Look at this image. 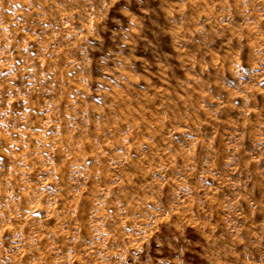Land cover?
Returning <instances> with one entry per match:
<instances>
[{
    "label": "rangeland",
    "instance_id": "rangeland-1",
    "mask_svg": "<svg viewBox=\"0 0 264 264\" xmlns=\"http://www.w3.org/2000/svg\"><path fill=\"white\" fill-rule=\"evenodd\" d=\"M0 264H264V0H0Z\"/></svg>",
    "mask_w": 264,
    "mask_h": 264
}]
</instances>
